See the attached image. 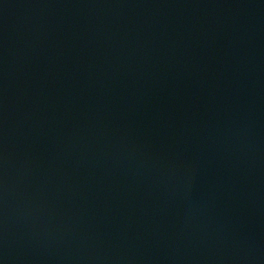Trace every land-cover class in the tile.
<instances>
[{"label": "water", "instance_id": "obj_1", "mask_svg": "<svg viewBox=\"0 0 264 264\" xmlns=\"http://www.w3.org/2000/svg\"><path fill=\"white\" fill-rule=\"evenodd\" d=\"M0 264H264V0H0Z\"/></svg>", "mask_w": 264, "mask_h": 264}]
</instances>
